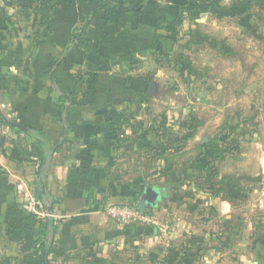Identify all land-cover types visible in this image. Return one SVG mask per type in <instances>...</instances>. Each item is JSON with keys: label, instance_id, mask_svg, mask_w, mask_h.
I'll list each match as a JSON object with an SVG mask.
<instances>
[{"label": "crops", "instance_id": "0c3cea01", "mask_svg": "<svg viewBox=\"0 0 264 264\" xmlns=\"http://www.w3.org/2000/svg\"><path fill=\"white\" fill-rule=\"evenodd\" d=\"M170 5L181 0H0V264H41L42 224L51 220V264L137 256L128 251L136 227L107 211L140 191L122 186L117 166L133 143L121 140L126 112L148 80L121 67L153 50ZM219 210L227 217L231 203ZM173 241L162 263L190 264L191 246Z\"/></svg>", "mask_w": 264, "mask_h": 264}, {"label": "rangeland", "instance_id": "374dc122", "mask_svg": "<svg viewBox=\"0 0 264 264\" xmlns=\"http://www.w3.org/2000/svg\"><path fill=\"white\" fill-rule=\"evenodd\" d=\"M184 1L166 13L170 21L180 14L177 32L165 23L153 50L121 67L148 80L147 93L126 112L121 140L133 143L117 166L122 186L166 191L158 208L145 209L156 224L130 226L138 244L128 251L137 256L126 261L163 264L167 245L183 247V240L196 252H186L190 264H262L264 0ZM222 201L231 203L227 217ZM138 202L132 196L122 205Z\"/></svg>", "mask_w": 264, "mask_h": 264}, {"label": "trees", "instance_id": "16d2710c", "mask_svg": "<svg viewBox=\"0 0 264 264\" xmlns=\"http://www.w3.org/2000/svg\"><path fill=\"white\" fill-rule=\"evenodd\" d=\"M104 5H106V3ZM186 5H187V1L181 0V6H186ZM181 22H182V19H180V14L178 16L176 15V17L172 21L167 20V19H160L158 21L157 29L158 30L163 29L164 28V24L167 23V27H166L167 30L170 31V32H174L175 33V32H177L176 31V26L178 24H180ZM159 37L160 36L157 37L156 43L158 42ZM187 137L192 138V137H194V134H190ZM164 153H165V151H163V154ZM40 156H42V154H40ZM139 182L143 184V182H141V181H139ZM228 186H229V189H230L231 193L233 194V196H235V198L240 196L239 193H238V190H236V186L235 185H228ZM140 192H141V190L139 191L138 195L136 196V197H138V199H140V196H141ZM163 195L165 196L166 193L163 192ZM42 229H43L42 234H43V237L45 238V240L42 242V245H41L42 253L40 255V263L41 264H44V263L51 264L50 260H49V256L51 254L55 253V250H56V241H55L56 226H55V222L53 220H51V221H48L47 223H43L42 224ZM263 240L264 239H262V240L257 239V237H256V242L257 243H261V242H263ZM189 252H192V251L189 250ZM192 253H194V252H192Z\"/></svg>", "mask_w": 264, "mask_h": 264}, {"label": "built area", "instance_id": "2783aa9c", "mask_svg": "<svg viewBox=\"0 0 264 264\" xmlns=\"http://www.w3.org/2000/svg\"><path fill=\"white\" fill-rule=\"evenodd\" d=\"M110 217L123 226L145 224H156V222L146 214L145 210H140L136 206L111 205L108 209Z\"/></svg>", "mask_w": 264, "mask_h": 264}, {"label": "water", "instance_id": "95a60500", "mask_svg": "<svg viewBox=\"0 0 264 264\" xmlns=\"http://www.w3.org/2000/svg\"><path fill=\"white\" fill-rule=\"evenodd\" d=\"M155 83L152 81L150 83V91H154ZM19 128H23L21 125H16ZM6 140V137H0V145H2ZM163 199L162 192L157 187H152L147 185L144 190L141 192V196L138 203V208L145 210L148 208L156 209L158 208L160 202ZM46 264V263H44Z\"/></svg>", "mask_w": 264, "mask_h": 264}]
</instances>
